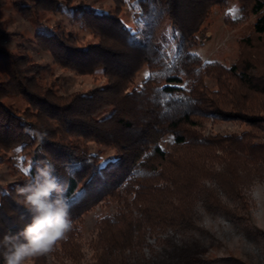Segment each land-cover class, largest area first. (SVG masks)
<instances>
[{
	"label": "trees",
	"instance_id": "1",
	"mask_svg": "<svg viewBox=\"0 0 264 264\" xmlns=\"http://www.w3.org/2000/svg\"><path fill=\"white\" fill-rule=\"evenodd\" d=\"M6 1L0 0V9ZM10 1L30 19L65 7L99 41L80 46L76 35L45 27L29 47L19 44L12 53L5 44L17 37L0 21V163L1 155L20 149L23 165L18 170L12 164L19 179L0 197V240L30 223L18 189L51 166L69 206L71 228L53 251L66 264H87L78 226L107 200L115 212L96 224L90 264H153L139 253L147 236L167 245L169 233L180 239L170 245L168 264H212L199 257V236L209 234L200 225L202 214L248 228L252 189L264 183V0H240L256 16L257 39H247V58L230 67L203 63L191 50L213 8L232 0H113L112 11L63 0ZM125 9L133 26L122 20ZM167 24L179 34L174 57L163 46ZM33 51L79 75L101 71L107 84L87 95L61 96L45 80L52 68L33 60ZM145 67L146 80L134 87ZM11 96L23 98L27 109L7 106ZM106 111L109 116L101 118ZM210 119L248 129L206 134ZM166 136L173 139L170 150L162 147ZM89 143L113 149L104 161L117 163L98 171L104 161L89 152Z\"/></svg>",
	"mask_w": 264,
	"mask_h": 264
},
{
	"label": "rangeland",
	"instance_id": "2",
	"mask_svg": "<svg viewBox=\"0 0 264 264\" xmlns=\"http://www.w3.org/2000/svg\"><path fill=\"white\" fill-rule=\"evenodd\" d=\"M63 1H68L72 4L86 3L95 9L106 11L114 10L115 6L113 0ZM122 20L130 26L134 25L132 17L126 12V9L122 13ZM0 21L6 31H9L10 34L13 33L17 37V40L5 44L12 53L17 52L16 48L19 44L29 47V41L38 32L44 31L45 27L57 30L59 28L66 30L68 34L76 35L80 46L92 45L99 41L92 32L74 23L72 15L65 7H62V12H45L37 15L36 18L30 19L29 16L22 15L15 8L12 1L7 0L0 9ZM255 21L256 16L250 13L248 6L242 8L240 0H232L225 7H215L203 22L200 32L197 33V42L191 52L199 56L203 63H220L230 67L238 63L240 59L247 58V47L250 45H247V39L251 40V44L256 43L257 37L253 35L252 28ZM163 33L164 38H166L163 46L169 55L174 57L179 44V34L170 24L165 26ZM255 51L258 54L260 52L259 48H256ZM30 53L33 60L52 68V73L49 75L45 74V80L50 81L54 90L61 96L76 93L87 95L107 84V78L101 71L94 75H79L54 65L53 60L42 52L33 51ZM3 73L2 65L0 64V80ZM147 76L148 69L145 67L135 78L134 87L141 86ZM207 81L211 89H216L215 81L208 79ZM5 104L19 112H24L28 106L23 98L13 96L6 99ZM109 114L110 111H106L101 114V118L107 117ZM247 129L248 127L241 122L214 123V120L210 119L206 125L205 133L229 134L239 133ZM172 145V137L166 136L162 141V147L165 150H170ZM88 149L90 153L102 156V161L115 154V151L110 147L96 143H89ZM19 152L20 149H16L13 152L1 155L4 159L0 163V197L5 190H8L19 179V175L10 168L12 164L16 165L18 170L23 168ZM251 197L253 209L248 228L243 225H233L223 216L202 214L200 225L209 234L199 236L202 244V251L199 257L212 260V264H264V183L254 186ZM114 212L115 203L107 200L100 202L83 215L82 222L78 227L81 236L80 242L85 254V263L90 264L92 262L93 253L89 250V242L94 236L98 220L104 215L113 214ZM169 236H160L161 239L169 237L168 242L171 243L167 245H163L159 240L147 236V246L139 253L147 261H152L153 264H168L167 257L170 252V245L177 244L180 239L173 233H169ZM54 249H57L56 245L50 252L38 257L44 260L46 264H66L61 255L53 252ZM38 257L31 258L28 264H38V261H36ZM139 258L141 259V256Z\"/></svg>",
	"mask_w": 264,
	"mask_h": 264
},
{
	"label": "clouds",
	"instance_id": "3",
	"mask_svg": "<svg viewBox=\"0 0 264 264\" xmlns=\"http://www.w3.org/2000/svg\"><path fill=\"white\" fill-rule=\"evenodd\" d=\"M18 193L31 221L0 240L3 264H28L31 258L50 252L71 228L69 206L51 166L38 169Z\"/></svg>",
	"mask_w": 264,
	"mask_h": 264
},
{
	"label": "snow or ice",
	"instance_id": "4",
	"mask_svg": "<svg viewBox=\"0 0 264 264\" xmlns=\"http://www.w3.org/2000/svg\"><path fill=\"white\" fill-rule=\"evenodd\" d=\"M115 163H117V161H115V160L104 161L103 164H102V168L98 169V171L103 170V168L106 167L108 164H115Z\"/></svg>",
	"mask_w": 264,
	"mask_h": 264
}]
</instances>
